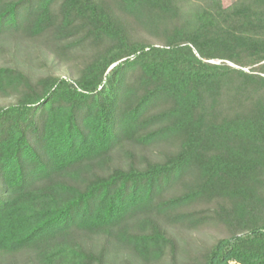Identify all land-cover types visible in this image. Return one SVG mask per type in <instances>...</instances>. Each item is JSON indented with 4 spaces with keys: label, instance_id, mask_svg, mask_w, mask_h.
I'll use <instances>...</instances> for the list:
<instances>
[{
    "label": "trees",
    "instance_id": "16d2710c",
    "mask_svg": "<svg viewBox=\"0 0 264 264\" xmlns=\"http://www.w3.org/2000/svg\"><path fill=\"white\" fill-rule=\"evenodd\" d=\"M0 264H264V0H0Z\"/></svg>",
    "mask_w": 264,
    "mask_h": 264
},
{
    "label": "rangeland",
    "instance_id": "374dc122",
    "mask_svg": "<svg viewBox=\"0 0 264 264\" xmlns=\"http://www.w3.org/2000/svg\"><path fill=\"white\" fill-rule=\"evenodd\" d=\"M235 0H223L225 6L231 5Z\"/></svg>",
    "mask_w": 264,
    "mask_h": 264
}]
</instances>
